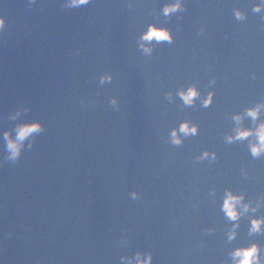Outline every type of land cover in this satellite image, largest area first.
Returning a JSON list of instances; mask_svg holds the SVG:
<instances>
[{
  "label": "water",
  "instance_id": "water-1",
  "mask_svg": "<svg viewBox=\"0 0 264 264\" xmlns=\"http://www.w3.org/2000/svg\"><path fill=\"white\" fill-rule=\"evenodd\" d=\"M63 2L0 0V264H119L135 250L151 251L152 264H220L233 247L264 244V235L248 236L247 217L228 242L220 211L225 188L264 194V157L253 159L247 141L224 140L231 113L264 98L254 0H185L186 11L168 17L164 0ZM149 23L174 39L145 56L137 38ZM104 72L113 78L101 85ZM189 83L202 95L214 89L209 107L182 106L175 92ZM185 119L198 134L174 146L168 131ZM31 120L44 130L7 161L3 132ZM205 149L214 162L195 159ZM208 226L215 231L202 232Z\"/></svg>",
  "mask_w": 264,
  "mask_h": 264
},
{
  "label": "clouds",
  "instance_id": "clouds-1",
  "mask_svg": "<svg viewBox=\"0 0 264 264\" xmlns=\"http://www.w3.org/2000/svg\"><path fill=\"white\" fill-rule=\"evenodd\" d=\"M36 0H28L29 6L34 4ZM92 0H64L63 7L66 9H75L88 5ZM186 11L185 0H164L160 13L168 17L178 12ZM251 11L259 13L261 21H264V0H254L251 3ZM232 14L237 21H244L247 13L239 7L232 8ZM6 27V20L0 15V33H3ZM264 28V24L261 25ZM203 31V29H201ZM171 30L156 23H149L147 29L140 33L137 38V47L145 56H150L153 51V43L160 44L173 42ZM112 73L104 72L99 76V83L109 84L112 82ZM255 73L252 79H255ZM215 79L209 80V85L214 84ZM214 89L209 88L206 95H202L200 89L195 83H189L187 87L176 89L175 95L182 101L183 107H191L196 100H200L202 107H209L214 98ZM165 98L171 103L173 101V93L171 91L164 93ZM109 103L113 106L117 104L116 98L112 97ZM19 110L11 116L16 119ZM264 98L258 102L247 106L241 112H233L230 119L233 121L231 131L224 134V140L227 144L234 142L247 141L248 153L253 159L264 157ZM245 118L251 121V126L244 125ZM44 130V125L39 120L24 121L16 125L15 134L10 130L3 132L5 159L9 162L16 163L22 154L27 141V146L32 147L35 136ZM198 134V125L190 120H182L178 127H173L168 131L167 140L174 146H180L183 143L182 137ZM197 161L216 160L215 151L203 150L195 158ZM3 161H0L2 166ZM240 173L243 177H248V171L241 166ZM209 194L215 196V189H210ZM129 196L135 200L139 198V193L132 191ZM264 207V194L258 195L255 200L247 199L244 192H234L231 188H225L223 192L222 202L220 203V211L224 214L225 219L229 222L230 227L225 232L226 240L232 242L237 238L238 229L240 228V220L242 217L248 218L247 233L249 237L255 235H264V214L257 215L260 209ZM215 228L208 226L202 229L204 233H213ZM201 245L203 242H200ZM227 259L220 261V264H264V244L256 240H250L248 243L240 244L233 247L227 252ZM153 255L151 251L135 250L129 255H121L119 264H152Z\"/></svg>",
  "mask_w": 264,
  "mask_h": 264
}]
</instances>
